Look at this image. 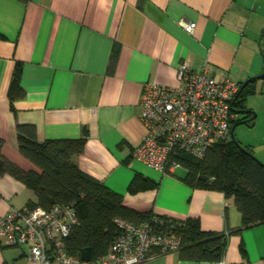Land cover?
<instances>
[{"label": "crops", "instance_id": "1", "mask_svg": "<svg viewBox=\"0 0 264 264\" xmlns=\"http://www.w3.org/2000/svg\"><path fill=\"white\" fill-rule=\"evenodd\" d=\"M182 20L195 22L193 32ZM262 48L264 0H0L2 153L39 171L18 149L19 123L33 124L39 141L85 135L79 167L120 192L124 205L197 218L203 230L226 234L220 260H185L177 249L137 264H264V221L242 226L232 196L187 184L183 166L161 171L133 155L145 131L139 116L144 82L178 84L176 69L185 60L193 70L242 84L264 68ZM17 62L25 95L11 103ZM252 86L246 107L255 117L234 134L264 162V78ZM243 116L235 112L234 121ZM135 173L154 184L130 191ZM35 200L25 183L0 173V215ZM0 264L36 262L26 246L0 241Z\"/></svg>", "mask_w": 264, "mask_h": 264}, {"label": "trees", "instance_id": "2", "mask_svg": "<svg viewBox=\"0 0 264 264\" xmlns=\"http://www.w3.org/2000/svg\"><path fill=\"white\" fill-rule=\"evenodd\" d=\"M115 55L113 53L111 62ZM20 71L21 64L17 62L8 89L11 103L25 95ZM252 84L253 81L238 90L231 102L234 111L246 107V97L254 91ZM244 114L233 120L231 126L248 121L249 111ZM16 134L19 151L35 163L39 171L23 169L3 155V138L0 136V173L13 175L34 192L36 200L29 205L73 204L78 221L65 239L70 251L80 252L81 248L90 246L93 257L104 253L118 232L113 222L115 216L141 221L151 215L124 205L120 192L79 167L76 157L83 149L85 135L39 141L34 125L30 123L17 124ZM240 145L230 138L214 143L200 158L188 153H179L176 158L186 169L181 179L187 184L220 190L226 197L232 196L241 212L242 226L246 227L264 221V162L254 157L248 145ZM153 184L140 173H135L129 182V190L136 191ZM181 221L177 224V232L181 237L178 252L182 259L215 261L222 258L226 247L225 233L203 230L197 218ZM241 249L244 250L242 244Z\"/></svg>", "mask_w": 264, "mask_h": 264}, {"label": "built area", "instance_id": "3", "mask_svg": "<svg viewBox=\"0 0 264 264\" xmlns=\"http://www.w3.org/2000/svg\"><path fill=\"white\" fill-rule=\"evenodd\" d=\"M180 23L193 32L195 22ZM176 74V85L144 82L139 101L145 131L133 155L161 171L181 166L179 153L200 158L214 143L231 138L235 119L231 102L241 86L229 76L217 77L205 68L193 70L185 60ZM77 221L72 203L13 208L0 215V241L26 246L36 264H137L181 245L177 232L181 220L157 214L141 221L115 216L118 232L106 251L83 260L65 242Z\"/></svg>", "mask_w": 264, "mask_h": 264}, {"label": "water", "instance_id": "4", "mask_svg": "<svg viewBox=\"0 0 264 264\" xmlns=\"http://www.w3.org/2000/svg\"><path fill=\"white\" fill-rule=\"evenodd\" d=\"M261 78H264V68H262V70L254 75V76H250L249 78H247L242 84H241V88L242 89L245 85H247L249 82L251 81H255L257 79H261ZM247 111H251L253 112L252 110H249L247 107H244V108H241V109H235V112L236 113H241V114H244V113H247ZM255 117V113L253 112L252 116L249 117V120L253 119ZM244 122V121H242ZM234 128H235V125H233L231 127V138L234 139V141L240 145V142L237 140V138L235 137L234 135ZM241 146V145H240ZM256 159H258L256 156H254ZM259 160V159H258ZM261 161V160H259ZM80 256L83 260H89L91 258V248L90 246H85L83 248H81L80 250Z\"/></svg>", "mask_w": 264, "mask_h": 264}, {"label": "rangeland", "instance_id": "5", "mask_svg": "<svg viewBox=\"0 0 264 264\" xmlns=\"http://www.w3.org/2000/svg\"><path fill=\"white\" fill-rule=\"evenodd\" d=\"M239 125H241V123L237 124V125L235 126V128L238 127ZM242 132H243V131H242ZM235 134H236V135H235ZM235 134H234V135H235V137H236V136H237V132H236V131H235Z\"/></svg>", "mask_w": 264, "mask_h": 264}]
</instances>
